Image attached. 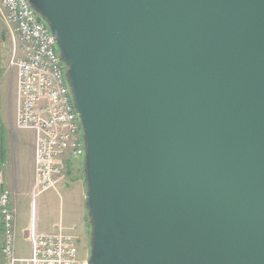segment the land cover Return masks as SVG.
Returning a JSON list of instances; mask_svg holds the SVG:
<instances>
[{
    "label": "water",
    "instance_id": "1",
    "mask_svg": "<svg viewBox=\"0 0 264 264\" xmlns=\"http://www.w3.org/2000/svg\"><path fill=\"white\" fill-rule=\"evenodd\" d=\"M84 144L87 264H264V0H27Z\"/></svg>",
    "mask_w": 264,
    "mask_h": 264
},
{
    "label": "built area",
    "instance_id": "2",
    "mask_svg": "<svg viewBox=\"0 0 264 264\" xmlns=\"http://www.w3.org/2000/svg\"><path fill=\"white\" fill-rule=\"evenodd\" d=\"M23 55L14 63L19 110L16 127L33 133L34 196L56 189L64 177V158L83 160L84 144L78 115L49 28L27 0H0ZM1 185V182H0ZM0 264H87L76 240L61 232L32 235L31 255L15 253V209L10 192L0 188Z\"/></svg>",
    "mask_w": 264,
    "mask_h": 264
},
{
    "label": "rangeland",
    "instance_id": "3",
    "mask_svg": "<svg viewBox=\"0 0 264 264\" xmlns=\"http://www.w3.org/2000/svg\"><path fill=\"white\" fill-rule=\"evenodd\" d=\"M21 50V49H20ZM19 44L15 42L13 27L3 8L0 7V188L10 192L11 203L15 199L28 196V206L17 204V220L27 226L26 235L16 241L17 255L28 256L30 234L38 233L44 224H52L61 217L62 193L52 189L34 196L32 181L33 167L31 154L34 136L31 131L16 127L19 110L17 94V74L14 63L20 58ZM7 158L5 172L2 165ZM72 162V161H69ZM73 169H68L69 180L83 182L82 160H76ZM65 176V177H66ZM88 224V218L86 221ZM36 226V228H35ZM89 226V224H88ZM28 233V234H27ZM40 234V233H38ZM90 227H86L82 244L78 246L80 260L89 257Z\"/></svg>",
    "mask_w": 264,
    "mask_h": 264
},
{
    "label": "crops",
    "instance_id": "4",
    "mask_svg": "<svg viewBox=\"0 0 264 264\" xmlns=\"http://www.w3.org/2000/svg\"><path fill=\"white\" fill-rule=\"evenodd\" d=\"M21 56L23 55V51L20 50ZM20 56V57H21ZM7 158L5 161L3 160L4 165L3 171L5 172V168L7 166ZM64 177L62 181L59 183L56 189H58L59 192L62 193V205H61V218L59 220H56L52 224H44L40 228L37 226V231L40 234H55L58 232H61L63 234L69 235L73 237L76 240V243L78 246L82 244V240L85 235V229L86 227H89L88 224H86L87 221V215L85 211V187L83 182L78 180H69V178L66 176L68 174V169H73L75 166L74 162H69L67 158H64ZM31 163L33 167V151L31 154ZM66 173V174H65ZM66 176V177H65ZM2 187L1 189H5ZM28 198V196L21 197L20 199H15L13 202V208L17 207V204H24L28 206L27 200H24ZM1 228V227H0ZM36 228V226H35ZM26 229L27 226H23V223H20L17 220V213H15V234H16V240H15V253H18V249L16 250V241L23 236L26 235ZM28 234V233H27ZM32 235L30 234L29 238V253L28 256H19L16 253V257L18 259H27L31 255V244H32ZM1 243H2V235L0 230V249H1ZM1 260V256H0Z\"/></svg>",
    "mask_w": 264,
    "mask_h": 264
}]
</instances>
